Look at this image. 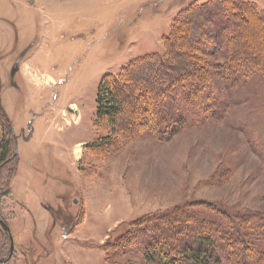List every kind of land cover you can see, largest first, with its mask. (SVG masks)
<instances>
[{"label": "rangeland", "instance_id": "1", "mask_svg": "<svg viewBox=\"0 0 264 264\" xmlns=\"http://www.w3.org/2000/svg\"><path fill=\"white\" fill-rule=\"evenodd\" d=\"M231 4L233 21L264 22V0H0V135L10 125L17 147L0 168V218L14 244L0 264H159L131 240L148 216L188 207L228 215L231 226L250 213L264 219V70L241 58L225 85L228 43L214 44L200 25L204 8ZM242 27L230 46L239 55ZM151 54L115 82L125 102L113 126L98 122L103 75ZM193 73L210 78L206 110L190 93ZM182 85L188 123L159 139L147 127L153 95ZM245 222L256 250L247 260L237 251L238 261L264 264V227Z\"/></svg>", "mask_w": 264, "mask_h": 264}, {"label": "trees", "instance_id": "2", "mask_svg": "<svg viewBox=\"0 0 264 264\" xmlns=\"http://www.w3.org/2000/svg\"><path fill=\"white\" fill-rule=\"evenodd\" d=\"M233 6L235 7L234 4H231L222 8H204L209 18L208 24H200L202 29L208 30L211 34V36L206 37L212 39L214 44L220 47L225 42L228 43V57H230V60L225 58L226 60L223 64L225 85L235 82L237 72L233 71L232 64L238 63L241 58L252 67H255L256 60L260 59L259 69L264 70V22H260L259 18L257 19L258 22H245L248 18L245 15L242 16V22H239L238 19L233 21L229 15L230 12H235L236 15ZM240 7L245 9L243 6L237 8ZM175 24L177 22H173V28ZM243 24H247L244 31L247 36L244 39H246L248 49L244 51V53L246 52L244 55H239L236 51H232L230 46L233 45L231 43L235 39L241 38L239 33L242 35L240 30L244 28L242 27ZM201 28L199 27V29ZM231 29H234L235 32H231ZM204 41L203 48L199 49L201 52L208 51L207 44L209 42H207V39ZM248 46L251 47L253 52L250 51ZM154 57H157V54L138 57L129 65L122 67L118 74L107 73L103 75L96 92L95 118L98 122L106 121L109 126H113L117 119V114L122 112L121 110L125 102L121 97L122 90L115 82L134 63L136 64L146 58L153 59ZM235 59L237 60L235 61ZM190 61L193 64V61ZM200 65L203 67V64L200 63ZM152 67L154 69L155 65H152ZM238 67L240 66L238 65ZM196 68L199 69L198 64H196ZM197 74L193 73L189 75L197 80V82H194L197 92L190 93H193L195 101L198 100L197 96L199 97V100L202 102L201 108L206 110L209 103L207 101L212 100L209 90L212 85L208 84L209 82L204 83V81L210 78L199 74L198 77L203 80L205 85L198 82V78H196ZM165 89L163 90L165 96L162 99H159L161 94L156 97L152 94V102L156 115L149 120L147 126L150 131H154V134L162 140L170 139L178 128L188 123V105H191L186 101L188 90L184 89L183 85L171 91L170 88L169 90ZM175 95L184 103L181 104V108L176 105L175 98H172ZM6 126L9 131L8 136L4 134V137H1L0 135V168L15 159L11 154L16 155L12 129L10 125ZM208 207L216 209L211 208L209 205ZM217 210L215 211L218 213L219 210ZM223 216L224 218L214 220L209 215L207 216L206 213H197L188 207L175 209L169 213L148 216L143 220V223H139L135 227L138 231L135 239L131 240H135V245L141 250L145 260L149 262L159 264H248L242 260L238 261L236 252L238 251V255L243 253L242 256L247 260V257H249L247 252L255 251L256 246L248 239V234H246L248 233L247 229L242 228V233L240 232L242 226L239 224V221L243 224L246 223L245 220L248 221V227H264V219L250 213L244 215L242 218L236 216L238 221L231 226L227 222V219L231 218L228 215L223 214ZM203 222L206 223L203 224ZM212 224L217 225L212 226ZM262 234L264 236V231ZM239 247L242 249H238ZM244 248L246 250H243ZM261 257L262 255L258 259L261 260Z\"/></svg>", "mask_w": 264, "mask_h": 264}, {"label": "water", "instance_id": "3", "mask_svg": "<svg viewBox=\"0 0 264 264\" xmlns=\"http://www.w3.org/2000/svg\"><path fill=\"white\" fill-rule=\"evenodd\" d=\"M14 150H17L16 147V142H14ZM76 202V200H74ZM0 226L2 227V229L5 231V233L7 234L8 238H9V256L11 255V252L13 250V237L11 235L9 226L2 220V218H0Z\"/></svg>", "mask_w": 264, "mask_h": 264}, {"label": "flooded vegetation", "instance_id": "4", "mask_svg": "<svg viewBox=\"0 0 264 264\" xmlns=\"http://www.w3.org/2000/svg\"><path fill=\"white\" fill-rule=\"evenodd\" d=\"M13 249H14V245H13ZM12 251H13V250H12ZM11 255H12V252H11ZM11 255L9 256V254H7V257H6V258H4V259L0 258V263H5V262H7V261L10 259Z\"/></svg>", "mask_w": 264, "mask_h": 264}, {"label": "crops", "instance_id": "5", "mask_svg": "<svg viewBox=\"0 0 264 264\" xmlns=\"http://www.w3.org/2000/svg\"><path fill=\"white\" fill-rule=\"evenodd\" d=\"M50 207H46V209L48 210ZM56 217V216H55ZM56 221V220H55ZM61 222V221H60ZM77 228V227H76ZM71 232H69V234H70Z\"/></svg>", "mask_w": 264, "mask_h": 264}, {"label": "bare ground", "instance_id": "6", "mask_svg": "<svg viewBox=\"0 0 264 264\" xmlns=\"http://www.w3.org/2000/svg\"><path fill=\"white\" fill-rule=\"evenodd\" d=\"M78 205H81V202Z\"/></svg>", "mask_w": 264, "mask_h": 264}]
</instances>
